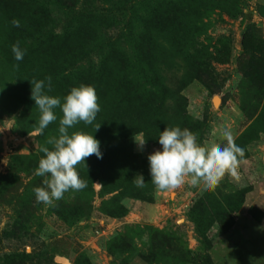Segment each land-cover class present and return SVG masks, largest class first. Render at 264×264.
<instances>
[{
    "label": "rangeland",
    "instance_id": "1",
    "mask_svg": "<svg viewBox=\"0 0 264 264\" xmlns=\"http://www.w3.org/2000/svg\"><path fill=\"white\" fill-rule=\"evenodd\" d=\"M117 1L0 0V184L10 191L0 204V257L25 250L34 255L25 264H213V251L216 264H264V231L247 222L264 217V0H134L123 12ZM17 42L21 61L11 52ZM49 76L48 94L61 99L80 84L95 87L93 125L69 131L94 135L103 153L75 166L86 187L51 205L35 198L44 186L35 170L62 113L41 133L30 83ZM167 126L221 146L228 128L244 153L237 175L212 191L186 181L163 196L147 157ZM134 135L147 140L142 150ZM155 198L170 205L163 222L116 226L132 203ZM78 202L83 210L70 215Z\"/></svg>",
    "mask_w": 264,
    "mask_h": 264
},
{
    "label": "clouds",
    "instance_id": "2",
    "mask_svg": "<svg viewBox=\"0 0 264 264\" xmlns=\"http://www.w3.org/2000/svg\"><path fill=\"white\" fill-rule=\"evenodd\" d=\"M11 23L15 27L20 25L16 19ZM25 51L19 42L11 45L16 61L23 60ZM30 83L31 99L40 113L38 129L41 133L50 123L57 121L56 108L62 113L58 135L48 138L47 144L51 148L40 146L39 151L43 156L35 170V175L44 177V186L33 189L35 198L37 202L51 205L62 199L70 189L81 190L86 187L75 167L78 163L85 162V158L93 154L98 159L103 157L100 141L94 135L81 130L69 131L80 122L93 125L100 105L95 87L90 84L72 87L61 99L48 94L52 91L50 76L43 80L32 79ZM100 126H96V131ZM221 136L225 141L223 146L216 143L201 145L195 134L187 128L167 126L158 136L161 148L147 157L152 184L158 191H168L181 187L187 181L191 186L202 185L204 191H212L226 174L235 177L238 157L243 156V149L235 144L228 128L222 129ZM146 141L142 135H134V142L141 150ZM133 182L137 187H142L144 176L136 175ZM259 227L264 230V225Z\"/></svg>",
    "mask_w": 264,
    "mask_h": 264
},
{
    "label": "crops",
    "instance_id": "3",
    "mask_svg": "<svg viewBox=\"0 0 264 264\" xmlns=\"http://www.w3.org/2000/svg\"><path fill=\"white\" fill-rule=\"evenodd\" d=\"M160 192L163 194V196H165L164 195L165 191H160ZM164 200L165 199H163V201L160 202L157 198H155L153 202L136 201L135 203H132L131 208L129 209V213L125 217H123L122 219H120L118 221L116 220V222H115L116 226L118 225V227H119V225L123 224V223H133V222L139 223L141 221H148L151 223H158V224H159V222L160 223L163 222L164 219H167L169 217V214L171 213L170 212V210H171L170 205L168 203L166 204L164 202ZM260 209H262V207ZM250 218L251 219H249V221H247L250 228H252V226H254V224L259 225V226L263 225L264 217L261 221H257L256 219H253L252 217H250ZM115 233H116V228L112 231V233L109 236L111 237ZM248 236H250L255 241H258V236L253 237L252 234L251 235L248 234ZM254 245L255 246L261 245L262 246V243L260 242L258 244L257 242H254ZM214 247L215 246L212 247V250ZM210 252H211L210 255H211L213 264H216V261H214L213 251H210ZM140 263L141 262H139L138 259H134L132 262V264H140Z\"/></svg>",
    "mask_w": 264,
    "mask_h": 264
},
{
    "label": "trees",
    "instance_id": "4",
    "mask_svg": "<svg viewBox=\"0 0 264 264\" xmlns=\"http://www.w3.org/2000/svg\"><path fill=\"white\" fill-rule=\"evenodd\" d=\"M115 4L116 5H118V4H120V5H122V7H121V9L119 10V11H134L135 10V7H136V2L134 1V0H119V1H117V2H115ZM126 6V8H123V7H125ZM137 8V7H136ZM92 11H94V10H92ZM99 11L102 13H98L97 15L98 16H103V15H105V13H104V10L103 9H99ZM90 15H92L91 13H93V12H88ZM95 15V14H94ZM115 15V16H114ZM114 15H111V16H109L110 17V19L111 20H114L116 17H117V15L116 14H114ZM106 16V15H105ZM122 16V18L123 19H126L127 18V14L125 13L124 15H121ZM7 183H8V181H7ZM20 186H21V183L20 184H18L17 183V186L15 187V189H14V191H12V199H16L17 197H18V195H19V193H18V190H19V188H20ZM112 190V189H111ZM8 192H10V191H7L6 190V186L5 185H2V184H0V204H1V202H4V201H2V199H6V197H8L9 196V194H8ZM28 207V206H27ZM72 207L74 208V209H72V210H68L67 212L70 214V215H73V214H75V213H79V209H81V210H83V207L81 206V202H78L77 204H75V205H72ZM84 211H83V213L85 212V213H87L89 210H88V205H87V203H85L84 204ZM103 214V213H102ZM126 214V213H125ZM125 214H123V216L125 215ZM104 215V214H103ZM105 216H107V218H111V216L112 215H110V214H108V213H106L105 212ZM252 216H254L256 219H261V215H260V217L258 218V216L256 215V214H253ZM113 217V216H112ZM108 250L109 251H113V249H112V247H109L108 248ZM128 254H129V256H130V254H131V251H130V249L129 250H127L126 251ZM133 252V251H132ZM134 255V254H133ZM32 257H34V255L33 254H31V253H29V252H26L25 250H23V251H20V252H13V253H11V254H8V255H5V256H1L0 257V264H25V263H27L28 261H30V259H32Z\"/></svg>",
    "mask_w": 264,
    "mask_h": 264
},
{
    "label": "water",
    "instance_id": "5",
    "mask_svg": "<svg viewBox=\"0 0 264 264\" xmlns=\"http://www.w3.org/2000/svg\"><path fill=\"white\" fill-rule=\"evenodd\" d=\"M219 101H220V97L217 96V95H215V96L213 97V103L216 105V102L219 103Z\"/></svg>",
    "mask_w": 264,
    "mask_h": 264
},
{
    "label": "built area",
    "instance_id": "6",
    "mask_svg": "<svg viewBox=\"0 0 264 264\" xmlns=\"http://www.w3.org/2000/svg\"><path fill=\"white\" fill-rule=\"evenodd\" d=\"M7 152V151H6Z\"/></svg>",
    "mask_w": 264,
    "mask_h": 264
}]
</instances>
